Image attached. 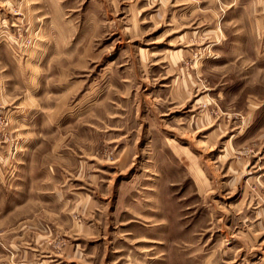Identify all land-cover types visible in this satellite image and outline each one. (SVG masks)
Returning <instances> with one entry per match:
<instances>
[{"label":"rangeland","instance_id":"obj_1","mask_svg":"<svg viewBox=\"0 0 264 264\" xmlns=\"http://www.w3.org/2000/svg\"><path fill=\"white\" fill-rule=\"evenodd\" d=\"M0 264H264V0H0Z\"/></svg>","mask_w":264,"mask_h":264}]
</instances>
